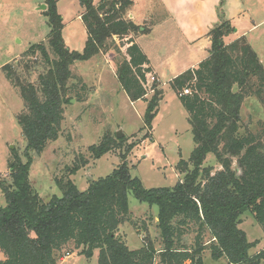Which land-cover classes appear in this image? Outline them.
<instances>
[{
    "label": "trees",
    "instance_id": "trees-1",
    "mask_svg": "<svg viewBox=\"0 0 264 264\" xmlns=\"http://www.w3.org/2000/svg\"><path fill=\"white\" fill-rule=\"evenodd\" d=\"M136 1L80 0L88 38L83 52H77L63 38L57 0H45L47 41L3 67L24 102L18 123L27 147L25 154L13 152L9 180L1 181L7 205L0 207V264H59V254L69 245L89 259L98 252V264H205L207 250L214 260L226 259L228 264H264V249L250 254L260 242H249L240 228L242 216L251 213L264 230V120L244 124L241 114L251 97L264 107V66L246 37L226 42L236 31L229 20L223 19L208 33L209 57L172 82L188 113L195 143L190 159L178 163L182 179L174 187L148 189L133 176L128 157L137 143L128 146L111 175L92 181L86 191L71 179L89 164L84 156L66 168L64 177L56 178L61 197L54 195L45 203L31 183V153L42 154L63 134L66 107L72 100L88 99L87 85L73 71L79 62L112 52L118 58L117 79L131 102L153 92L144 127L153 131L163 91L157 79L149 86L152 69L134 40L151 30L130 19ZM117 41L127 42L126 55ZM185 89L191 94L181 96ZM149 139L151 132L143 138ZM126 141L105 136L88 152L98 160ZM209 155H214L218 168L206 165ZM131 193L140 203L158 207L161 249L146 225L142 230L136 227L146 234L139 249L131 250L119 235L120 227L131 222ZM192 234L194 242L188 245L185 237Z\"/></svg>",
    "mask_w": 264,
    "mask_h": 264
},
{
    "label": "rangeland",
    "instance_id": "rangeland-1",
    "mask_svg": "<svg viewBox=\"0 0 264 264\" xmlns=\"http://www.w3.org/2000/svg\"><path fill=\"white\" fill-rule=\"evenodd\" d=\"M198 4L201 6L196 7ZM247 4L252 8L247 15L253 13L258 23L264 21V3L248 0ZM43 6H47L45 0H0V207L7 205L1 181L9 180L12 154L15 150L25 154L27 147L18 123V116L25 108L24 102L19 91L7 80L3 67L21 60L31 46L47 41L50 27L46 12L49 10L48 7L43 10ZM220 6L221 3L215 0L200 3L196 0H139L132 9L136 23L142 19L148 21L140 25L151 31L135 36L134 40L139 38V46L154 64L160 78L157 85L163 91L153 131H149L152 139L143 140L149 133L144 129L145 113L153 92L148 93L147 99L132 103L116 77L118 58L112 52L75 65L74 73L89 89L88 99L85 103L74 99L75 102L67 105L63 134L57 141L49 143L42 154L31 153L30 180L45 203L54 195L62 196L56 178L64 177L66 168L79 161V157H86L89 164L71 179L80 191H86L92 181L111 175L122 163L121 155L126 153L128 146L136 143L128 160L133 176L138 177L146 188H172L182 179L177 171L178 163L182 159L188 161L195 149L188 113L172 88V82L192 65L182 35L186 32L198 34L206 29L204 21L209 20L211 14L220 16ZM57 11L63 17L66 45L72 51L83 52L88 35L81 20L80 0H57ZM209 26L210 29L214 27ZM257 34L260 38L253 42V49L264 66V26ZM117 43L126 55L127 47L123 46L127 42ZM208 57L204 51L200 58L205 60ZM152 83L149 79L150 87ZM241 114L244 124L250 120L256 124L264 120V107L257 98L251 97L245 101ZM120 131L127 139L122 147H116L98 160L90 157V146L98 145L105 136L117 137ZM22 157L27 160L26 155ZM206 165L219 167L214 155L207 157ZM129 202L131 222L120 227L119 235L131 250L139 249L146 234L140 233L136 227L142 230L146 225L156 248L161 249L158 207L140 203L132 193ZM240 228L246 232L249 242H260L251 250V255L264 249V230L251 213L242 216ZM194 239L192 234L185 237V242L190 245ZM209 239V236L205 237V241ZM59 258V264H98V252L89 259L71 245L63 249ZM203 259L205 264H228L226 259L214 260L209 250L204 252Z\"/></svg>",
    "mask_w": 264,
    "mask_h": 264
},
{
    "label": "crops",
    "instance_id": "crops-1",
    "mask_svg": "<svg viewBox=\"0 0 264 264\" xmlns=\"http://www.w3.org/2000/svg\"><path fill=\"white\" fill-rule=\"evenodd\" d=\"M138 1L135 2L134 6L136 4H138ZM203 1H207V0H196V2H199V3L203 2ZM217 1L219 3H221V0H215V2H217ZM250 1H252V0H250ZM261 2L264 3V0H261ZM96 3H97V1H96ZM247 3H248V0H224V4L222 6H220V9H219L220 10L219 13L222 12V14L220 16L211 14L209 17V20H205V21L203 20L206 29H204L202 32H200L198 34H196L194 32H186L182 35L183 39L185 40L184 43L187 45V51L189 53V57L192 60V65L184 71H187L191 68H195L202 61H204L200 57H202L204 51L209 54V50L211 47V42H210V39L208 38V33L211 30L209 25L216 26L217 24L221 23V21L223 19L231 21L233 26L236 28L235 33L226 39V42L228 44L234 42L235 40H237L241 37H246L247 40L249 41V43L251 44V46L253 47V42H256V40H258L260 38V35L257 34V31L262 26H264V21H261L260 23H258L255 19L257 16L254 15L253 13L250 16H248L249 12H251L252 8H250L249 4H247ZM134 6H133V8H135ZM197 6H201V4L196 5V7ZM130 14H131V17H133L132 19L134 20L135 16L132 13V10H131ZM145 22H148V21L146 19H144V20L142 19L137 24L143 25ZM261 32H263V31H261ZM260 34H262V33H260ZM135 40H136V43L138 44L139 38H136ZM141 49L143 50V52L145 53V55L148 59V56H147L145 50L142 47H141ZM255 52H257V51H255ZM147 66L152 69V75L160 83L159 74H158L154 64L152 62H150L149 59H148V65ZM115 68H116V66H115ZM148 97L149 96H147L145 99H147ZM132 103H135V102H132Z\"/></svg>",
    "mask_w": 264,
    "mask_h": 264
},
{
    "label": "water",
    "instance_id": "water-1",
    "mask_svg": "<svg viewBox=\"0 0 264 264\" xmlns=\"http://www.w3.org/2000/svg\"><path fill=\"white\" fill-rule=\"evenodd\" d=\"M47 6H43L42 9L43 10H46ZM238 91V88L235 87L234 89V92H237ZM75 102V100H72L71 103ZM125 135L123 134L122 131H120L118 134H117V139H122Z\"/></svg>",
    "mask_w": 264,
    "mask_h": 264
},
{
    "label": "built area",
    "instance_id": "built-area-1",
    "mask_svg": "<svg viewBox=\"0 0 264 264\" xmlns=\"http://www.w3.org/2000/svg\"><path fill=\"white\" fill-rule=\"evenodd\" d=\"M150 79H151L152 82L156 81V78L154 76H152ZM190 94H191V90L190 89H185L181 93V96H187V95H190Z\"/></svg>",
    "mask_w": 264,
    "mask_h": 264
}]
</instances>
